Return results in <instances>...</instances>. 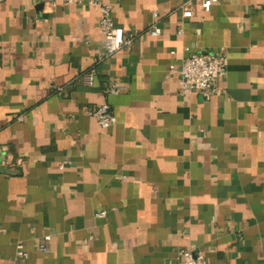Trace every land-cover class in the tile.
Instances as JSON below:
<instances>
[{"label":"crops","instance_id":"obj_1","mask_svg":"<svg viewBox=\"0 0 264 264\" xmlns=\"http://www.w3.org/2000/svg\"><path fill=\"white\" fill-rule=\"evenodd\" d=\"M103 2L134 35L106 58L97 7L0 0V264H264V0ZM201 52L227 59L207 100L170 72Z\"/></svg>","mask_w":264,"mask_h":264},{"label":"built area","instance_id":"obj_2","mask_svg":"<svg viewBox=\"0 0 264 264\" xmlns=\"http://www.w3.org/2000/svg\"><path fill=\"white\" fill-rule=\"evenodd\" d=\"M61 1L66 4L90 5L95 6L99 10V26L98 31L103 38V58L109 57L123 47H128L134 38L133 34L125 36L122 28L114 25L111 6L103 0H46ZM215 0H201V8L209 11L211 3ZM193 12L191 7L185 3L181 7V17L190 18ZM147 33L152 37L161 34L158 27L151 26L147 29ZM102 58V59H103ZM227 67V59L225 53H191L183 57L177 68L170 66V72H177L179 93L181 95L197 94L207 100L221 93L218 87V80L224 75ZM96 77V71L93 67L81 74V80L85 85L92 86ZM124 90V87L115 83L110 84L105 92L107 94H116ZM89 114L95 119L101 128H107L116 123V117L112 114L107 104L98 105L89 111ZM106 211L102 210L95 213L96 217H104ZM50 240L49 235L42 236V243L39 250L48 252L47 243ZM16 258L25 260L27 253L23 250L20 243L16 245ZM173 264H209L204 255L197 250L191 248L180 249L177 252V258Z\"/></svg>","mask_w":264,"mask_h":264},{"label":"trees","instance_id":"obj_3","mask_svg":"<svg viewBox=\"0 0 264 264\" xmlns=\"http://www.w3.org/2000/svg\"><path fill=\"white\" fill-rule=\"evenodd\" d=\"M96 71V70H95Z\"/></svg>","mask_w":264,"mask_h":264}]
</instances>
